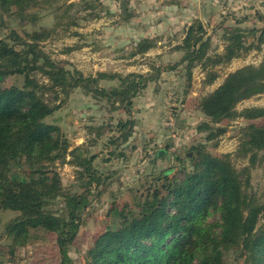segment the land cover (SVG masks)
<instances>
[{
	"label": "trees",
	"instance_id": "obj_1",
	"mask_svg": "<svg viewBox=\"0 0 264 264\" xmlns=\"http://www.w3.org/2000/svg\"><path fill=\"white\" fill-rule=\"evenodd\" d=\"M33 4L34 0H0V24L2 13L14 8L24 12ZM237 25L223 26L228 45L222 53L209 55L210 35L195 18L182 41L173 45L172 50L180 51L181 57L162 69L185 63L190 76L193 66L200 64L204 82L211 84L218 77L213 66L264 44V26L258 31L249 29L258 33L255 41L245 44ZM42 36L39 31L25 36L14 31L0 35V211L17 212L4 224L12 245L22 246L31 231L44 230L54 235L59 264H71L69 248L84 222L88 196L108 176L94 166V154L84 152L82 146L69 149L59 125L46 117L59 108L60 101H55L61 92L67 97L74 88H81L109 103L111 110L122 109L128 115L112 126L119 134L111 135L107 142L116 146L119 138L125 142L133 133V98L148 80L159 75L161 67L154 74L98 71L95 76L75 75L40 48ZM154 46L153 37L143 38L136 43L135 53ZM36 73L47 82L38 81ZM11 74L23 75V85H2V79ZM100 80H117L118 84L106 88ZM49 92L51 100L46 98ZM262 92L264 55L258 65L247 64L229 72L203 95L198 105L208 119L201 121L197 130L205 132L204 141L186 149L187 164L177 157L181 175H171L165 169L151 177L146 189L134 197L133 206L112 205L108 212L117 225L106 227L96 237L81 264H228L229 254L237 264H264V223H260L264 201L251 191L250 181L251 169L263 158L258 153L264 151V106L236 109L238 102ZM237 117L249 121L240 127L236 150L248 160L241 168L234 165L229 152L216 155L207 146V141L226 132L221 121ZM102 134L104 129L98 126L96 136ZM67 156L70 159L66 161ZM55 162L76 167L79 191L62 184L52 167Z\"/></svg>",
	"mask_w": 264,
	"mask_h": 264
},
{
	"label": "rangeland",
	"instance_id": "obj_2",
	"mask_svg": "<svg viewBox=\"0 0 264 264\" xmlns=\"http://www.w3.org/2000/svg\"><path fill=\"white\" fill-rule=\"evenodd\" d=\"M227 1L34 0L24 12L14 8L2 13L0 35L14 31L25 36L27 32L39 31L43 35L38 42L40 48L72 74L95 76L98 71L154 74L161 67L159 75L148 80L133 98L130 113L135 119L133 133L125 142L121 143L119 138L116 146L107 142L108 137L119 134L112 126L128 115L122 109L111 110L109 103L85 94L81 88H74L67 97L61 92L55 101H60L59 108L46 117V121L59 125L69 149L82 146L83 151L94 154V166L108 176L88 196L84 222L69 248L71 264H81L96 237L106 227L117 225L108 212L112 205L133 206L134 197L146 189L151 177L165 169L171 175H181L179 158L187 164L186 149L204 141L205 132L198 131L197 125L208 118L199 108V99L216 88L229 72L247 64L258 65L262 60L264 44L228 63L213 66L218 77L211 84L204 82L205 71L200 64L193 66L190 76L185 63L162 69L181 57L180 51L172 50L173 45L182 41L186 27L195 18L202 21L210 35L209 55L222 53L227 47L228 41L222 34L224 25L238 24L245 44L256 40L258 32L251 33L249 29L258 31L264 26V0L243 6H230ZM236 19L240 22L236 23ZM146 37H153L155 46L144 53H135L136 43ZM35 77L47 82L40 73ZM23 83L21 74L8 75L1 81L4 86ZM99 84L109 88L118 81L100 80ZM46 98L53 99V94L49 92ZM246 106H264V92L238 102L236 109ZM247 122L240 117L221 121L226 132L207 141L208 149L216 155L229 152L237 168L247 164V158L236 153L240 127ZM98 126L104 129L101 137L96 136ZM110 150L114 153L110 154ZM258 156L263 158L250 171L251 191L264 201V151ZM69 159L67 156L66 161ZM52 167L65 187L79 191L74 165L55 162ZM16 214L11 210L0 211V264H59L54 235L50 232L31 231L26 244L12 245L4 233V224ZM260 223H264V216ZM228 264H237L233 254L228 255Z\"/></svg>",
	"mask_w": 264,
	"mask_h": 264
},
{
	"label": "crops",
	"instance_id": "obj_3",
	"mask_svg": "<svg viewBox=\"0 0 264 264\" xmlns=\"http://www.w3.org/2000/svg\"><path fill=\"white\" fill-rule=\"evenodd\" d=\"M261 1L263 0H260L259 2L261 3ZM251 2H254V0H228L227 3L230 5V6H233V5H237V6H240V5H244V4H250Z\"/></svg>",
	"mask_w": 264,
	"mask_h": 264
}]
</instances>
